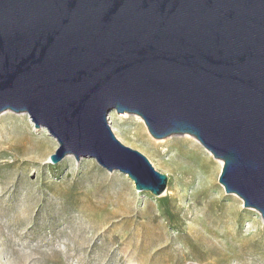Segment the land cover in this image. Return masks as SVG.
Wrapping results in <instances>:
<instances>
[{"label": "water", "instance_id": "1", "mask_svg": "<svg viewBox=\"0 0 264 264\" xmlns=\"http://www.w3.org/2000/svg\"><path fill=\"white\" fill-rule=\"evenodd\" d=\"M27 115L57 148L160 197L166 175L113 134L194 138L218 183L264 221V0H0V115Z\"/></svg>", "mask_w": 264, "mask_h": 264}, {"label": "rangeland", "instance_id": "2", "mask_svg": "<svg viewBox=\"0 0 264 264\" xmlns=\"http://www.w3.org/2000/svg\"><path fill=\"white\" fill-rule=\"evenodd\" d=\"M108 121L167 176L163 195L94 160L51 165L44 129L0 115V264H264V221L225 194L218 160L187 135L154 140L136 116Z\"/></svg>", "mask_w": 264, "mask_h": 264}, {"label": "bare ground", "instance_id": "3", "mask_svg": "<svg viewBox=\"0 0 264 264\" xmlns=\"http://www.w3.org/2000/svg\"><path fill=\"white\" fill-rule=\"evenodd\" d=\"M138 118V117H137ZM140 119V118H139ZM141 120V119H140ZM196 151H197V149H196ZM208 153V152H207ZM208 155H210L209 153H208ZM211 156V155H210ZM209 162V161H208ZM219 162V161H218ZM220 163V165H222V163L221 162H219ZM200 168H201V170H203V168L204 169H207V164H205V163H202L201 165H200ZM208 171V170H207ZM181 174L183 175V176H185L186 174H188L186 171H183V172H181ZM180 174V175H181ZM133 184V183H132Z\"/></svg>", "mask_w": 264, "mask_h": 264}]
</instances>
